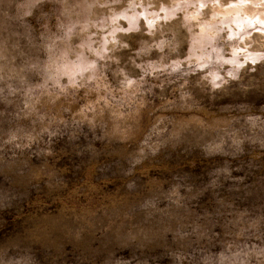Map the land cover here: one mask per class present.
I'll list each match as a JSON object with an SVG mask.
<instances>
[{"label": "clouds", "instance_id": "1", "mask_svg": "<svg viewBox=\"0 0 264 264\" xmlns=\"http://www.w3.org/2000/svg\"><path fill=\"white\" fill-rule=\"evenodd\" d=\"M0 264H264V0H0Z\"/></svg>", "mask_w": 264, "mask_h": 264}]
</instances>
